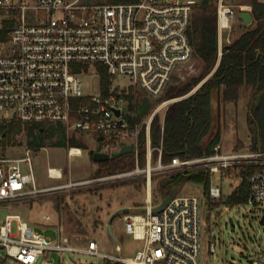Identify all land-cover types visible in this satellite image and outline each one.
I'll use <instances>...</instances> for the list:
<instances>
[{
	"label": "built area",
	"instance_id": "2783aa9c",
	"mask_svg": "<svg viewBox=\"0 0 264 264\" xmlns=\"http://www.w3.org/2000/svg\"><path fill=\"white\" fill-rule=\"evenodd\" d=\"M233 0H209L214 8L217 29L218 61L223 47L229 45L239 11L251 6L232 4ZM202 0H137L133 3H89L83 0H0V254L19 264L50 261L52 253H84L118 264H206L205 236L208 205L220 201L222 190L214 184L230 180L234 168H254L247 179L245 203L264 207V151L249 149L223 151L220 143L210 154L195 158H173L161 162V144L152 147L150 128L154 116L167 101L161 102L146 118L139 120L143 100H158L181 69L192 70L193 48L188 31L194 11ZM238 8V11L235 8ZM102 65L111 77H125L127 86H116L103 94L85 96L80 76L96 73ZM214 72V70L212 71ZM167 110V109H166ZM165 115V113H164ZM13 122L22 126L55 125L79 130L97 137L98 152L111 155L122 146L132 147L131 170L94 177L64 185L38 188L31 152L24 146L21 158L8 157L4 144L6 131ZM144 135V165L139 164L140 138ZM101 140H98V137ZM74 147L68 156H76ZM157 158L152 161V152ZM27 165L23 173L21 165ZM47 170L48 178L60 180ZM204 170L208 175L207 193L202 198L175 196L159 212L155 203L152 178L162 174ZM142 178L146 187L145 206L140 214H124L125 232L142 242L132 259L100 253L90 241L86 249L70 244L61 227L35 229L19 214L8 211L43 195L77 188H90ZM163 198L161 197V200ZM226 210H228L226 208ZM264 210V208H263ZM50 221L49 216L43 217ZM264 234V211L260 220ZM51 230L56 238L46 235ZM63 233V234H62ZM208 253L215 254L214 243ZM251 264H264V254Z\"/></svg>",
	"mask_w": 264,
	"mask_h": 264
},
{
	"label": "rangeland",
	"instance_id": "374dc122",
	"mask_svg": "<svg viewBox=\"0 0 264 264\" xmlns=\"http://www.w3.org/2000/svg\"><path fill=\"white\" fill-rule=\"evenodd\" d=\"M83 1L105 3L104 0ZM257 1L264 3V0ZM250 2L251 0H233L232 4L244 6L249 5ZM235 10L238 11V8L236 7ZM250 28H254V22ZM244 31L245 28L240 25V20L237 19L231 31V39H236ZM201 70V63L194 57L192 70L187 68L176 72L170 79L166 89L172 84L185 82L192 77L199 76ZM212 74L211 71L188 94L165 100L168 103L155 116H158L162 123L164 113L172 103L194 93L199 85ZM80 79L83 95L92 96L100 93V80L93 71L81 75ZM128 83L129 81L125 77H111L109 88L112 90L116 86L124 87ZM247 101L248 91L245 90L241 93L236 104L225 106L218 104L217 116L215 117L217 120H214L217 123V129H220L219 143L225 152L249 149L250 138L246 123ZM161 102L164 101L149 100V114L142 116V119H146ZM43 128L47 131V134L49 131H53L54 135L45 139L43 148L30 154L38 188L64 185L69 181L75 182L124 172H106V167H101V169L98 164L91 160V153L99 150V143L95 135L79 130L63 129L69 136L75 135L76 139L80 140L86 147L81 149L80 155L68 156V148L52 145L59 138L56 134L59 128L55 125H47ZM27 141L28 137L24 130L16 135L9 133L4 141V144L8 145V157H23L25 151L22 148L28 145ZM128 155L133 156L131 153ZM152 161L154 162L153 158ZM49 168L61 169L63 177L60 180L48 178L47 170ZM99 169H101V172L98 174ZM21 170L23 173L29 171L27 165L24 164L21 165ZM239 172L240 168L231 169L230 180H221L217 175L214 178V184L221 187L222 197L220 201L208 205L205 211L208 224L204 244L206 264H251L256 256L264 254V234L260 227L264 207L247 204L230 205L227 202L228 197L242 182ZM168 177L162 174L153 176L151 188L155 203L161 201L162 197L158 185ZM204 191L205 186L203 183L186 180L178 186L177 196L202 198ZM145 197V183L142 178H138L116 184L77 188L43 195L20 205H13L8 213L19 214L25 222L38 230L48 226L61 227L63 233L68 236L70 244L76 248L86 249L88 242L92 240L98 244L100 253L112 257L118 254L115 250V244H117L121 249V257L132 259L135 252L141 249L142 242L134 240L130 234L125 232L123 211L132 213L136 208L143 210ZM4 215L5 211H2L0 219ZM45 216H49L50 221H44L43 217ZM107 223L111 226L112 235L108 233ZM46 235L52 239L56 238L51 230H47ZM209 243H214L215 254L208 253ZM49 260L48 262L40 259L37 264H118L97 256L69 252L52 253ZM0 264L19 263L5 258V254L1 253Z\"/></svg>",
	"mask_w": 264,
	"mask_h": 264
},
{
	"label": "trees",
	"instance_id": "16d2710c",
	"mask_svg": "<svg viewBox=\"0 0 264 264\" xmlns=\"http://www.w3.org/2000/svg\"><path fill=\"white\" fill-rule=\"evenodd\" d=\"M137 0H104L105 3H133ZM251 14L254 20V28L245 31L234 39L229 45L223 47V53L218 61L217 57V29L214 8L211 5H200L193 13L191 26L188 31L189 42L193 48L194 57L201 63L202 70L199 76L192 77L185 82L172 84L157 102L178 98L188 94L211 71L213 74L206 79L194 93L186 98L172 103L166 110L162 123L155 116L151 123L150 138L152 147L161 144V162L169 163L173 158H195L204 154H210L214 145L219 143L220 129L214 131L211 110V98L216 95L219 105L236 104L241 93L248 91L246 104V123L249 132V150L253 152L264 151V3L251 0ZM96 73L100 80V88L103 94L108 91L110 77L106 69L95 65ZM150 106L147 100H143L140 106L139 120L148 115ZM42 124L25 125L13 122L4 130L6 136L19 134L22 130L28 137V146L37 149L44 147L47 137L54 135L53 131L47 134ZM56 132L59 138L53 142L54 146L65 148L85 149V145L76 139L75 135H68L58 127ZM139 164L144 165V135L140 138ZM92 155V153H91ZM152 158L155 161L157 151H153ZM106 167V172L131 170L134 167L133 156L124 155L115 160L96 163ZM101 168V169H102ZM101 169L97 171L99 174ZM254 168L246 167L240 170L241 184L228 197L230 205L245 203L248 195L247 179ZM170 183L158 190L162 198L169 192L178 188L184 181L201 182L207 193L208 175L204 170L178 173L168 177ZM165 180V181H166ZM5 260V259H3Z\"/></svg>",
	"mask_w": 264,
	"mask_h": 264
},
{
	"label": "water",
	"instance_id": "95a60500",
	"mask_svg": "<svg viewBox=\"0 0 264 264\" xmlns=\"http://www.w3.org/2000/svg\"><path fill=\"white\" fill-rule=\"evenodd\" d=\"M208 2L209 0H202L203 5H207ZM237 19L240 20V25L245 29L250 28L254 22L252 14L249 11H239V13L237 14ZM217 108H218V98L216 95H213L211 98V110H212L213 117L217 116ZM212 126H213L214 131H217V123L215 122V120L212 121ZM98 140H101L100 136L98 137ZM131 151H132V147L130 145H125V146H122L119 149V151L111 155H108L106 153H101V152H93L91 155V160L94 163L107 162L110 160L118 159L119 157H122L124 155H128L131 153ZM169 183L170 181L166 180V181H163L161 185L162 187H164L165 185ZM177 193H178L177 187L172 189L169 192V194L165 198H163L157 206H155L152 209V212L157 213L161 211L168 204V202L177 195ZM124 213L127 214L128 211H125ZM107 229H108V233L112 235L110 224L107 225Z\"/></svg>",
	"mask_w": 264,
	"mask_h": 264
},
{
	"label": "crops",
	"instance_id": "0c3cea01",
	"mask_svg": "<svg viewBox=\"0 0 264 264\" xmlns=\"http://www.w3.org/2000/svg\"><path fill=\"white\" fill-rule=\"evenodd\" d=\"M76 149V148H75ZM79 149V148H78ZM80 151H81V149H79ZM95 152H98V151H95ZM134 212H132V214H140V213H142L143 212V210L142 209H139V208H136V209H134L133 210ZM123 212H125V211H123ZM128 213H131V212H128ZM125 213H123V215H124ZM107 225H108V223H107ZM63 226V225H62ZM48 227H50V226H48ZM63 229L65 230V228L63 227ZM90 241H92V240H90ZM89 241V242H90ZM88 242V243H89ZM98 245V244H97ZM118 247L119 249H120V247L117 245V244H115V247ZM99 248V247H98ZM120 251H121V249H120Z\"/></svg>",
	"mask_w": 264,
	"mask_h": 264
},
{
	"label": "bare ground",
	"instance_id": "6f19581e",
	"mask_svg": "<svg viewBox=\"0 0 264 264\" xmlns=\"http://www.w3.org/2000/svg\"><path fill=\"white\" fill-rule=\"evenodd\" d=\"M73 152H75L76 154H80L81 153V151L78 148H76ZM50 169H51V173L53 175L57 173L55 169H53V168H50Z\"/></svg>",
	"mask_w": 264,
	"mask_h": 264
}]
</instances>
